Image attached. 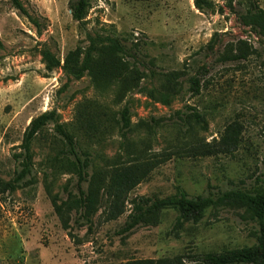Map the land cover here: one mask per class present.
Returning <instances> with one entry per match:
<instances>
[{"label":"rangeland","instance_id":"374dc122","mask_svg":"<svg viewBox=\"0 0 264 264\" xmlns=\"http://www.w3.org/2000/svg\"><path fill=\"white\" fill-rule=\"evenodd\" d=\"M71 1L20 0L39 24L35 27L10 0H0V264H125L255 244L250 213L236 205L211 207L198 223L181 221L176 228L178 213L166 210L128 234L122 229L135 197L162 198L176 193V187L189 197L264 191L262 39L229 12L227 0L204 12L194 0H87L81 23L71 18ZM256 1L264 10V0ZM249 3L233 0L231 5L241 13ZM95 34L125 47L121 62L141 77L135 87L126 91L108 72L65 74L67 53L86 48ZM214 34L218 43L209 51ZM44 50L59 67L49 65ZM239 54L236 61L226 58ZM98 60L93 57L94 66ZM169 72L182 76L180 92L168 97L162 76ZM191 78L200 80L197 95L190 91ZM124 108L127 128L121 121ZM52 110L90 162V177L107 175L116 166L148 167L117 219H105L101 192V208L90 224L79 217L76 176L65 164L51 123L31 144L30 174L13 188L4 187L22 169L26 126ZM193 112L201 123L189 117ZM232 123L241 131L232 154L194 150L212 148ZM88 189L84 185V192Z\"/></svg>","mask_w":264,"mask_h":264},{"label":"trees","instance_id":"16d2710c","mask_svg":"<svg viewBox=\"0 0 264 264\" xmlns=\"http://www.w3.org/2000/svg\"><path fill=\"white\" fill-rule=\"evenodd\" d=\"M133 1H150V0H133ZM217 0H194V6L197 10L204 12L205 9H213ZM229 12L236 15L241 25L248 28L251 32L258 35L264 44V10L261 9L256 0H250L249 7L243 12H237L232 7L233 0H227ZM11 5L19 14L28 19L35 27L39 24L34 20L27 10L24 8L20 0H10ZM88 9L87 0H75L69 2V10L71 18L81 23ZM220 13H223L221 7H217ZM218 43V34H214L207 44L209 51H212ZM232 54V53H231ZM44 56L52 67H59V61L51 54L49 50H44ZM127 56L126 49L120 44L118 39L110 37H102L95 34L89 37V45L86 48L77 47L73 51L67 53L62 69L67 75L80 78L85 72L93 71V76L100 77L102 74L116 75L121 81L125 90L133 88L140 80L138 71L130 69L128 65L121 62V58ZM239 55H230L227 60L236 61ZM244 56V55H242ZM93 57H99L97 63L93 64ZM182 76L180 72H169L162 77L165 81V90L168 91V97L176 94L181 90V83L178 79ZM190 91L197 95L200 92V80L191 78ZM127 109L121 112V121L123 126L127 128L129 121L127 118ZM196 123L202 122V117L193 112L189 115ZM51 123L54 126V132L60 139L64 147V155H66V166L75 173L76 189L79 198L75 204L80 208V218L87 223L91 222L93 216L101 208L99 193L106 198L104 207L105 219L112 221L120 217L125 211V203L128 201V194L132 191L147 175L148 167L143 164H131L123 167H113L107 175L102 173L89 176L88 168L90 162L82 158V152L78 143L68 132L64 125L57 120L54 110L47 111L32 119L26 126L22 137V159L19 174L11 182L4 184V187L13 188L26 175H29L32 167V156L30 147L32 142L42 133L44 127ZM92 125L88 126L90 131ZM97 130V129H94ZM240 127L236 123L229 124L223 134L212 148L206 146L196 147L194 150L203 155H212L214 153L232 154L240 143ZM88 184L89 189L84 192V185ZM2 187V184L0 183ZM4 189V188H3ZM3 190L0 189V193ZM130 212L122 229V233H129L137 227L145 226L155 222L157 216L162 211L173 210L178 213L174 228L179 226L181 221L198 223L202 218L205 210L211 207H223L236 205L246 209L250 215V220L256 226L255 244L251 246H243L224 250L220 253L205 252L188 254L183 257H175L172 260L160 259L141 260L136 262H127L125 264H264V191L263 192H247L243 190H229L220 192L216 195L189 197L181 188L176 187V193L162 198L139 197L130 199ZM56 211H60L56 207Z\"/></svg>","mask_w":264,"mask_h":264}]
</instances>
